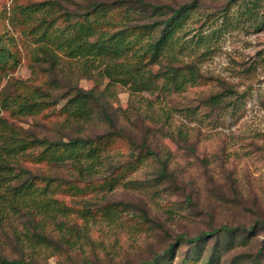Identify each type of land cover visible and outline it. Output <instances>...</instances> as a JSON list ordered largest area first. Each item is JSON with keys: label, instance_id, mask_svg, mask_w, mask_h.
I'll use <instances>...</instances> for the list:
<instances>
[{"label": "rangeland", "instance_id": "1", "mask_svg": "<svg viewBox=\"0 0 264 264\" xmlns=\"http://www.w3.org/2000/svg\"><path fill=\"white\" fill-rule=\"evenodd\" d=\"M40 1L51 0H0V33L6 30L15 39L21 55L17 67L1 76L0 89L13 81L34 85L50 78L33 76L28 69V51L37 45L23 34L29 26H22L14 10ZM53 1L80 12L99 2L128 1L136 7L142 2L173 10L192 0ZM247 1L257 2V8L245 9ZM194 5L173 51L176 66L193 65L198 71L197 81L183 91L161 90V83L153 92L136 93L129 85H110V95L95 104L90 124L61 125L65 117L59 110L69 98L68 86L101 92L107 83H94L77 69L70 72L63 59L56 107L23 118L0 111L22 136L66 140L120 131L129 141L112 142L114 165L151 153L137 167L120 170L110 191L61 196L72 205L92 198L90 208L100 209L86 210L83 217L81 210H72L56 220L0 218V258L32 264H146L174 244L170 264H184L203 244L196 264H205L219 230L228 228L236 234L234 247L223 248L213 262L264 264V0H196ZM18 166L58 179L73 173L69 165L29 159ZM110 204H119L111 216L103 210ZM210 233L204 243L188 242Z\"/></svg>", "mask_w": 264, "mask_h": 264}, {"label": "trees", "instance_id": "2", "mask_svg": "<svg viewBox=\"0 0 264 264\" xmlns=\"http://www.w3.org/2000/svg\"><path fill=\"white\" fill-rule=\"evenodd\" d=\"M195 2L192 0L173 10L142 2L136 7L128 1L94 3L80 12L65 10L53 0L15 6L22 26H29L23 34L34 37L37 45L28 51V69L33 76L41 73L50 78L34 85H27V81L10 82L0 89V111L10 118H23L38 116L56 107L59 100L54 92L60 88L58 73L62 72L63 59L69 61L70 72L77 69L80 75L93 79L94 83L104 80L107 83L101 92L68 86L69 98L59 110L65 117L61 125L83 127L90 124L95 116V104L105 94L110 95V85H129L136 93L153 92L161 83V90L183 91L186 85L195 83L199 75L193 65L176 66L173 51L179 45V34ZM247 7V10L257 8V2L247 1L244 8ZM7 34L6 30L0 33V79L17 67L21 58L15 39ZM154 67H157L155 71ZM102 117L110 121L105 112ZM116 138L129 141L122 132L115 130L93 138L77 135L66 140L22 136L7 119L0 117V218L56 220L66 218L72 210H81L82 217L86 210H99L90 208L92 198L78 200L72 205L61 196L78 197L86 192L110 191L122 170L137 167L151 155L146 151L125 166L114 165L110 146ZM22 159L37 164L69 165L73 173L70 179L32 175L18 166ZM127 185L136 188L133 187L135 183ZM118 207L119 204H110L103 210H108L104 213L111 216ZM87 214L89 216L90 212ZM219 231L217 246L205 264H216L213 261H217L223 248L234 247L236 234L228 228ZM213 233L202 234L188 242L204 243V238ZM37 238L42 243L46 241L42 235ZM203 247V244L198 245L194 256L184 258V264H196ZM174 254L175 245L170 244L160 257L146 264H170ZM0 264L32 263L0 258Z\"/></svg>", "mask_w": 264, "mask_h": 264}]
</instances>
